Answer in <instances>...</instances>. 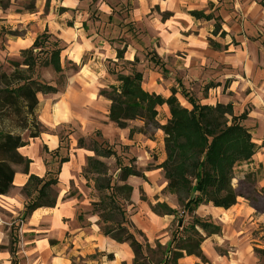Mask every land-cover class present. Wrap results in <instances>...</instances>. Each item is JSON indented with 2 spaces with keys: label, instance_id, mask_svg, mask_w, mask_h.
Listing matches in <instances>:
<instances>
[{
  "label": "crops",
  "instance_id": "0c3cea01",
  "mask_svg": "<svg viewBox=\"0 0 264 264\" xmlns=\"http://www.w3.org/2000/svg\"><path fill=\"white\" fill-rule=\"evenodd\" d=\"M55 1L61 4L36 32L39 13L0 15L4 24L14 27L33 24L12 43L11 52L29 49L44 31L63 49L59 76H64V87L56 94L38 95L36 114L44 131L18 150L29 162L27 172L13 166V188L0 196V208L13 220L24 211L27 198L21 191L29 176L45 180L52 167L58 170L55 206L39 208L20 223L18 264H133L128 244L104 236L99 217L92 214L97 199L91 193L96 192L92 184L86 186L82 172L94 154L79 147L78 140L95 133L111 146L118 142L128 147V156L136 159V169L143 175L126 182L132 188L125 207L128 223L152 249L156 241L170 246L175 217L158 216L149 207L165 203L181 213L177 198L165 192L163 171L156 169L166 159L163 133L156 130L154 138L135 133L129 139V128H140L141 122L118 129L109 121L110 102L99 92L116 85L108 72L111 62L130 65L137 59L132 69L141 73L142 88L163 98L174 88L185 108L190 106L181 91L200 105H230L234 116L245 112L243 125L250 130L257 151L250 162L235 167L232 187L237 191L250 181L254 198L264 199L259 192L264 188V0H97L95 22L76 11L93 0ZM148 55L156 58L154 63L146 59ZM47 84L57 87L55 82ZM157 112V122L165 125L170 118L167 106L158 107ZM63 129H68L65 146ZM60 159L67 161L60 164ZM117 175L116 169L112 178ZM141 196L146 200L141 201ZM251 202L239 196L228 210L201 205L191 215L221 229L201 244L209 264H264V258L254 252L264 250V213ZM185 217L188 221L189 216ZM9 232L0 217V247L8 246ZM0 264H11L8 250L0 249ZM177 264L202 263L184 256Z\"/></svg>",
  "mask_w": 264,
  "mask_h": 264
},
{
  "label": "trees",
  "instance_id": "16d2710c",
  "mask_svg": "<svg viewBox=\"0 0 264 264\" xmlns=\"http://www.w3.org/2000/svg\"><path fill=\"white\" fill-rule=\"evenodd\" d=\"M192 16L199 15L192 13ZM50 40V35L44 31L29 49L20 52V62L10 63V73L0 69V196H6L13 188V166H22L27 172L29 162L18 150L28 141H24L21 135L27 133L28 140H32L44 131L36 117L38 95L56 94L61 90L42 81L36 74L38 66L51 68L58 75L63 72L60 62L63 49L58 41ZM120 53L117 59L121 58ZM42 54L45 57L41 59ZM136 63L137 59L130 65ZM115 81L116 85L99 92L110 102L108 119L118 129L129 128L130 122H141L142 127L129 128V139L135 133L145 134L149 127L162 131L166 159L156 169L163 171L167 183L165 192L177 198L181 213L165 203L150 204V210L156 215L174 216L176 228L169 248L156 241L152 249L145 237L136 231L135 234L142 239L140 242L126 226L129 223L121 203L130 204L132 188L126 183L128 178H143V175L134 165L121 166L116 160L118 175L113 179L108 174V167L97 158L115 157L114 151L100 149L92 143L89 150L94 157L88 158L82 176L88 188L92 182V191L103 194L92 203V214L99 217L102 234L117 243L128 244L134 255L133 264H177L184 256H193L202 264H209L201 251V244L207 238L219 235L221 229L208 220L191 215L201 205L228 210L236 204L239 194L232 187L234 169L250 162L257 151L250 130L243 125L247 114L234 116L230 105H200L181 91L190 106L185 108L179 103L174 88L167 98L145 91L142 75L135 70L127 75L116 74ZM163 105L167 106L170 118L161 126L156 118L157 108ZM78 146L84 147L83 139L78 140ZM66 161L60 159L59 163ZM57 172L54 178L52 171L48 172L45 180L29 176L21 191L27 201L19 223L39 208L55 206ZM261 191L264 192V188ZM145 200L141 196V201ZM185 215L189 216L186 225ZM17 243L11 233L8 246L0 247L8 250L11 264H18ZM216 251L225 254L219 248ZM254 252L264 256V250L254 249Z\"/></svg>",
  "mask_w": 264,
  "mask_h": 264
},
{
  "label": "rangeland",
  "instance_id": "374dc122",
  "mask_svg": "<svg viewBox=\"0 0 264 264\" xmlns=\"http://www.w3.org/2000/svg\"><path fill=\"white\" fill-rule=\"evenodd\" d=\"M46 1L47 0H0V15L1 14H4V15H8V14L32 15L34 13L35 14L39 13V15L41 16L40 17L41 22H37L38 26L37 24H35L34 32H36L38 31V27L39 29H42L43 21L49 20L50 14L54 12L58 4H61L56 1L54 2V0H49L48 3H46ZM96 1L97 0H93L91 3L88 2L86 6L80 5L76 8V11H78L79 13L81 12L82 15H87L92 22L98 21V18L96 17V12H94L95 11L94 5ZM57 11L59 10L57 9ZM30 26H33V24L29 25V27L28 26L27 27H14L9 24H4V21L0 18V69L2 72H5L7 74L10 73L12 71V67L10 63L21 61L20 53L11 52L9 47H11L12 43H14L18 38L23 37L26 34L27 30L30 29ZM95 27H97V24ZM50 42H53V40H50ZM149 56L150 55H148L146 59L154 63L156 58L149 57ZM39 57L42 59L45 57V55L42 54ZM135 66L136 64L134 65V67ZM108 67H109L108 68L109 74L112 75L114 78H116V74L122 73L124 75H127L126 72L130 73L133 70L132 66L120 60L118 63H114V64L111 62ZM111 72H114L115 74L113 75L111 74ZM36 74L42 81L46 83L55 82L58 88L62 89L64 87V84H63L64 76H59L58 74H55L51 70V68H42L38 66L36 68ZM36 117H37V121L40 124L37 114H36ZM66 131H68V129H63L60 133L64 146L66 145L65 138H64V133ZM95 134L96 135L93 136L92 138L87 137L86 139H83L84 147L89 149L92 143H94L100 149L106 150L109 148L112 151H114L115 157L99 158L108 167V174L111 177L116 172V169H117V165L115 163L116 160L119 161V164L121 166H126L129 164L135 166L134 163L136 162V159L133 156H128V147L118 142H115L114 146H111L104 139H102L98 133H95ZM145 134L149 136L150 138H154V135L156 134V130L150 127L146 128ZM21 136L23 140L28 141L27 133H23ZM55 173H56V168L52 167V177L53 178L55 177ZM251 183L252 182L247 181V180L244 181V184L241 185L237 189V193L242 198L251 200L252 201L251 205L254 208H256L258 212L264 213V199L260 198L257 200L256 198H254L256 191L252 189ZM91 184L92 182H90V185ZM259 192L260 194L264 195V192H262L261 189ZM91 195L95 196V199H98L99 195L102 196L103 194L92 192ZM121 206H122L123 211H125L126 204L121 203ZM0 217L5 221V223L8 224V228L10 229L9 236L12 233V236L18 242L19 227H20V223L18 221L19 219H21V215L13 220H10L9 215L6 213V211L0 208ZM188 221L186 220V217H185L184 225H186ZM176 222L177 220L173 223V230L176 228ZM126 226L130 230V232L134 233L136 238L141 242L142 239L135 234L137 230L130 224H127ZM16 245H17L16 249H17V254H18V251H19L18 243ZM262 257L264 258V256ZM17 259H18V255H17Z\"/></svg>",
  "mask_w": 264,
  "mask_h": 264
}]
</instances>
